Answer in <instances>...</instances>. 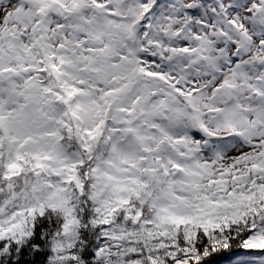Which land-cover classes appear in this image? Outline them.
<instances>
[{
  "label": "snow or ice",
  "instance_id": "6c2138e0",
  "mask_svg": "<svg viewBox=\"0 0 264 264\" xmlns=\"http://www.w3.org/2000/svg\"><path fill=\"white\" fill-rule=\"evenodd\" d=\"M0 264H264V0H0Z\"/></svg>",
  "mask_w": 264,
  "mask_h": 264
}]
</instances>
